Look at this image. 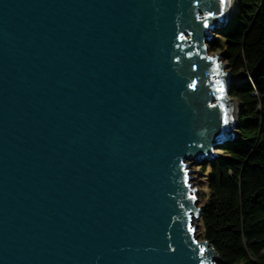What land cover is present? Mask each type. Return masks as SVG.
Masks as SVG:
<instances>
[{"label":"water","instance_id":"95a60500","mask_svg":"<svg viewBox=\"0 0 264 264\" xmlns=\"http://www.w3.org/2000/svg\"><path fill=\"white\" fill-rule=\"evenodd\" d=\"M227 8L0 0V264H225L191 166L239 126Z\"/></svg>","mask_w":264,"mask_h":264},{"label":"trees","instance_id":"16d2710c","mask_svg":"<svg viewBox=\"0 0 264 264\" xmlns=\"http://www.w3.org/2000/svg\"><path fill=\"white\" fill-rule=\"evenodd\" d=\"M218 33L212 50L244 79L230 87L240 110L237 136L203 163L211 167L203 236L225 264H264V0H235Z\"/></svg>","mask_w":264,"mask_h":264},{"label":"rangeland","instance_id":"374dc122","mask_svg":"<svg viewBox=\"0 0 264 264\" xmlns=\"http://www.w3.org/2000/svg\"><path fill=\"white\" fill-rule=\"evenodd\" d=\"M234 10H235V5H234L233 13H234ZM225 27H223L221 29H224ZM219 39H220V34L218 32H215L213 34L212 41L210 43H208V49H209V52L210 53H213V52L214 53H219L218 50H215V51L212 50V46H211V44H216ZM223 62L226 63L224 59H223ZM227 71H229V70L227 69ZM240 75L242 77L237 82H240V81H242V79H244V74L241 73ZM236 132H237V129H236ZM217 153L218 154L221 153L220 149H217ZM204 162H206V161H204ZM204 162H202L200 164H193L191 166V169H193L195 171L193 173V180L192 181L194 183V186L198 189V197H199V203H198V205H202L207 200V195L209 193V188L207 186V182H208L209 174L211 172V167H210V165H207V167L204 168L203 167V163ZM197 170L200 173H198ZM195 222H196L195 235H196V237H197L198 240H204L205 238L203 236V233H204V225H203V222L201 220L195 221Z\"/></svg>","mask_w":264,"mask_h":264},{"label":"bare ground","instance_id":"6f19581e","mask_svg":"<svg viewBox=\"0 0 264 264\" xmlns=\"http://www.w3.org/2000/svg\"><path fill=\"white\" fill-rule=\"evenodd\" d=\"M234 5H235V0H228L227 14L222 23V27H225L230 22L231 16L233 14ZM228 99H229L228 107L232 111V125L236 127L239 121L238 103L236 99L232 97H228ZM232 134L233 136H236L237 135L236 130H234Z\"/></svg>","mask_w":264,"mask_h":264}]
</instances>
